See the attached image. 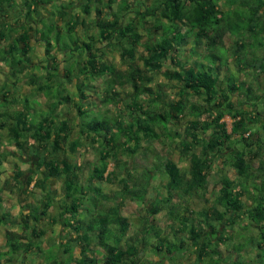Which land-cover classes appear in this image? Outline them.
<instances>
[{"label": "trees", "instance_id": "1", "mask_svg": "<svg viewBox=\"0 0 264 264\" xmlns=\"http://www.w3.org/2000/svg\"><path fill=\"white\" fill-rule=\"evenodd\" d=\"M115 4L118 5L117 10L113 9ZM16 5L15 0H0V15L6 17V14L13 13L15 18L18 16L15 25H19L23 30V34L19 33L13 38L12 35L17 34V29L6 24L0 26V41L10 39L7 48L0 49V65H5L13 77L22 74L24 69L32 65H29L31 62L27 58L30 40L27 31L32 28L30 23L25 22V18L30 17L32 13H38L40 9L46 10L49 5L56 7L54 0H20L19 6ZM59 7L60 9L56 7L55 13H50V17L54 18L56 14L59 17L67 15L65 26L68 32H74L78 24L72 21L71 14L75 9H79L83 15L94 11L97 19L94 24L98 38L88 36V41L82 43L87 59L77 64L79 75L74 77L76 80H82L76 85V93L71 95L78 101L84 100V83L97 77H106L107 88L101 104H114L116 107L120 105L121 100L118 98L119 94L113 90L117 87L118 90L131 89L132 102L126 106L127 111L131 109L129 120L124 127L120 116L111 120L104 116L106 112L100 114L104 117L101 120H96L99 115L84 117L87 111H84L80 103H70L72 98L66 91V95L63 94L60 101L55 103L49 87L59 82L65 89L66 78L73 77L71 73L74 72L66 69L61 75L64 81L52 80L50 72L56 71L57 76L60 75L59 65L53 55L56 50L57 53L67 51L69 46L65 44L62 50L54 48L50 40L55 30L53 22H50L45 30H34V34L39 35L38 41L44 45L47 62L46 66L41 65V68H47L44 74L45 83L39 82L35 87V92H41L45 99V109L36 113L34 108L27 106V98H19L17 95L8 97L5 86L0 88V130L7 129L9 141L15 146L16 161L27 167L23 171L16 162L12 180L20 186V192L32 195V202L24 204L18 218L14 220L1 212V194L4 189L0 181V227L5 229L6 247V251H0V264H14L19 258L25 259L30 254L41 258L43 264L66 263L57 253H50V248L42 250L41 243L37 241L46 234L42 223L44 219H48L51 225H62L72 234L75 233L74 239L68 240L73 243L72 246L64 240L56 245V249L61 250L62 254L71 253L67 264H163L165 260H174L177 247L166 250L165 255L156 261L141 259V254L149 247H152L155 253L164 248V242L160 240L162 233L154 228L159 226L155 217L164 211L168 202L164 198L155 197L150 201L148 208L144 207L147 196L144 194L146 187L150 185L153 170L160 166L162 174L168 177V194L172 191H183L187 196L196 194L205 200V187L211 166L209 156L222 155L226 157L224 162L235 171L236 182L227 177L220 179V188L215 199L216 208L210 206L200 214V218L204 217V224L195 225L192 219L179 213L177 205L173 204L166 212L167 225L175 228L174 236L187 233L190 246L195 249L194 260L200 261V264H225L219 248L225 243L228 247H233L238 254L246 245L254 244L256 250H262L264 257V90L262 91L258 84V77L260 74L264 75V0H151L149 5L143 0H76L74 5L69 2ZM105 13L110 19L99 18ZM130 14L133 16L125 19ZM50 17L46 19L51 20ZM38 22L45 27L44 18L38 19ZM59 30L55 35L60 34ZM141 31L147 36L144 42ZM226 35L233 38L231 55L235 60V67L245 79L237 80L235 75L230 73L225 85L220 86L218 70L228 68L229 60L224 41ZM56 41L58 42V38ZM112 41L117 43L120 58L126 62L128 70H115L103 60L102 54H99L100 50L96 45L103 43L108 46ZM202 43L204 53L194 66H187L177 60L178 51L183 44H191L194 48ZM139 48L141 52L138 53ZM169 58L180 70L162 73L168 81H176L179 84V97L175 101L163 103L161 96L156 95L144 107L140 97L153 95L152 90L146 86L152 82L148 74L160 70ZM44 62L43 60L41 63ZM34 77L36 75L30 78L29 82H35ZM234 93L239 97L236 105L230 99ZM189 95L197 96L203 102H189ZM18 104L21 105L20 108L15 107ZM243 104L250 106L248 113ZM73 106L80 118L78 134L74 138L69 122L60 118V109ZM172 114L175 117H183L186 114L192 117L184 128V136L186 140L190 139V144L201 148L203 158L194 163L192 169L187 172L181 171L169 159L161 160L156 157L157 161H153L151 167L142 172L146 174V182L140 188L136 185L137 178L133 182L127 181L129 172L126 179L121 178L122 196L142 204L144 212L139 215L145 233L138 245L122 249L131 224L129 218L121 214V208L117 204L102 209L97 203L93 209H85L87 217L84 221L82 201L87 191L81 187L75 173L79 171L80 166L71 163L69 156L82 145L85 136L93 133L91 135L100 139L98 141L102 148L99 153L100 165L93 166L89 186L92 182H101L108 175H113V172H110L105 176L107 157L112 156L117 167L123 163L116 156L120 148L126 146V154L133 156L138 152L142 138L152 141L165 139L170 134L168 124H172ZM225 115L233 119L231 134L227 133L225 124L221 122ZM258 126L259 129L255 133ZM156 128L160 131H156ZM251 128H254L253 133L262 136L251 140ZM99 131L103 133L98 134ZM174 134L176 136L178 133ZM93 136L91 142L97 141ZM130 143L132 146H129ZM181 143L182 147L188 146L187 142ZM41 149L43 153L40 152ZM7 153L1 151L0 140V163L7 157ZM12 154L14 155V152ZM29 156L35 160L34 165L27 160ZM251 159L257 160L256 167L251 166ZM125 164L124 162L122 165ZM36 174L41 177L36 179L33 190H29L33 175ZM52 180L60 182L61 199L57 198L58 192L51 187ZM199 190H203V193L197 194ZM253 190L258 193L257 198L250 197L254 195ZM93 192L97 193V187ZM244 193L250 197V201L256 202L254 207L248 206L242 200ZM55 204L58 205L57 216H49V210ZM79 216L82 218L79 219ZM206 220L210 223L206 224ZM241 221L233 231L234 234L228 233V228ZM214 222H220L218 228H215ZM16 226L19 232L12 230ZM251 229L255 233L258 231L259 239L255 243L252 241L253 235L250 237L243 233H248ZM152 234L155 237L154 244L149 242ZM248 237L250 241H245ZM232 240H237L239 248L232 244ZM76 244L84 246L83 255L79 260H74L72 256ZM183 244L181 241L178 248H182ZM92 245L100 250L99 254ZM246 263L248 262L235 260L230 264Z\"/></svg>", "mask_w": 264, "mask_h": 264}, {"label": "rangeland", "instance_id": "2", "mask_svg": "<svg viewBox=\"0 0 264 264\" xmlns=\"http://www.w3.org/2000/svg\"><path fill=\"white\" fill-rule=\"evenodd\" d=\"M145 3H149L151 0H143ZM71 3L72 5L76 4V0H54V3L58 9H60V5ZM19 6V5H17ZM56 7L53 5H49L46 7V10L40 9L38 13H32L30 17L25 18V22L30 23V26L32 29H29L27 33L30 35L29 40V52L27 54L28 60L31 62L26 69H24V72L22 74H17L16 77L11 76L9 70L5 65H0V88L5 86L6 90L8 91L6 95L8 97L17 95L19 98H27L29 100V103H27L28 107L34 108L33 111L36 113H41L43 109H45V99L43 98L42 93L35 92V87L40 82L45 83V76L47 68H41V61H45L43 64H47L45 52H44V46L41 41H38L39 35L34 34V30L37 28L39 30L46 29L47 26L50 25V22L54 23V32L51 34L50 40L52 41V44L55 49H63L64 45H68L69 48L67 51L61 53L58 50H56L53 55L56 57L55 61L59 65V74L57 76L56 71L50 72L52 75V80H63L62 76L64 73V70L70 69L72 72H74V75L78 74V68L77 64L82 63L84 61V49L82 47V43L87 40L88 36H94L95 38H98L97 35V29L94 24L95 19V12L92 11L88 15L81 14L79 9H75V11H78L80 13V20H83L85 23V26H77L74 32H68L67 26L63 27L64 25V17H59L57 14L56 16L50 17L51 12H56ZM118 5H113V9L117 10ZM24 8V7H21ZM222 8H224L222 6ZM105 12V11H104ZM7 16L0 15V26L1 24H6L9 26L14 27L17 29V34H13L12 37L15 38L18 36V34H23V30L19 28V25L16 26L15 18L16 15L13 13L6 14ZM133 16V14H130L125 17L130 18ZM52 18L51 20H47L48 18ZM19 18H21L19 16ZM18 18V19H19ZM44 18L45 19V27L38 22V19ZM47 18V19H46ZM101 18V16H100ZM110 19L109 16L106 15V13L103 15L101 19ZM23 21V18H21ZM36 22V23H35ZM58 24L60 25V29H57ZM149 25V24H148ZM59 27V26H58ZM86 27V28H85ZM85 28V29H84ZM60 34L55 35L56 32ZM142 32V31H141ZM78 34V36H77ZM84 34V36L81 37V35ZM143 34V41L147 39V36L145 32H142ZM58 38V42L56 39ZM10 41V39H7ZM9 41H0V49H6ZM225 41V49H226V55L229 57L228 59V65L224 68H221L218 70V83H220V86H224L226 81L228 80V76L230 73L235 75V78L237 80L243 79L242 73H239L238 69L235 67V60L231 53L233 52V38L230 37V35H226L224 37ZM113 43L111 45L106 46L103 43H100L96 45V48H98L99 54H102L103 60L107 62L108 64L112 65L115 70H128L126 62L120 58V49L117 45V43H114L115 41H112ZM193 44V42H192ZM114 45V46H112ZM183 47H181L180 51H178L177 54V60L180 61L182 64H186L187 66H194L195 62L197 60H200V55L204 53L203 50V43L198 45L197 47L192 48L191 44H183ZM74 48H77L74 50ZM194 49L193 51L190 50ZM69 49L71 51H69ZM97 49V50H98ZM101 52V53H100ZM141 52V48L138 49V53ZM264 52V51H262ZM66 53V54H65ZM84 53V54H83ZM64 54V55H63ZM66 55V56H65ZM71 59V60H63V59ZM169 58L163 65L162 68L156 72L148 74L149 77L152 78V82L146 84L147 88H150L153 92V95H144L140 97L141 104L146 107L148 105V101L151 100V98H155L156 95L161 96V99L163 103H169L170 101L177 100L178 96V87L179 84L176 81H168V78L163 75L162 72L164 71H173V70H180V68L176 67L174 63L171 62ZM69 62V63H68ZM75 64L73 65V63ZM51 62H49V66H51ZM35 66H37L35 68ZM32 67V68H31ZM34 67V68H33ZM43 67V66H42ZM35 82H29L30 78L35 76ZM39 78V79H38ZM248 79H251L250 77H247ZM260 80L261 90H264V75L260 74L258 77ZM106 77H97L94 80L87 81L84 83L82 92H85V98L84 100L78 101L74 95H71V93H76V85L79 84L80 79L76 80L74 78H69L65 80L64 85L65 89L62 87V84L59 82H55L54 86L49 87L50 91L52 92V95L54 96V102L57 103L60 101V97L64 94L66 95V92L69 96H71L72 101L70 103H77L81 104V106L84 108V111L86 112V116L84 117H91L93 115L98 116L96 120H101L104 117H102L100 114L103 112L104 116H106L108 119H113L115 117H121L122 118V126H126L127 122L129 120V111L126 109V106H129V104L132 102V90L129 88L118 90V87L115 88L113 91L117 92L118 98L121 100L120 105L114 106L113 105H104L101 104V100L103 99V96L105 95V90L107 88V84L105 82ZM245 79V78H244ZM14 81L16 83H14ZM64 81V80H63ZM61 85V86H60ZM64 89V91H63ZM66 91V92H65ZM188 101L192 103H202L200 98L195 97L194 95H189ZM231 101L233 103L239 101V97L234 93L230 97ZM235 101V102H234ZM21 105H16L15 107L20 108ZM206 105H204V109H206ZM203 109V108H201ZM60 112L62 113L60 115V118L66 120L69 122L70 127H72V134L73 138L77 136L78 134V124L80 121V118L78 116V113L76 112L74 106L69 108H62L60 109ZM29 113V111H28ZM31 115V114H30ZM35 113L33 112V116ZM32 117V116H31ZM173 117V121L171 120L172 124H168L169 128V136H167L165 139H161L159 141H152L147 138H142L141 142L139 144L138 152H136L133 156H128L125 152V147L120 148L119 151H117V158L123 162L126 163L125 165L115 166L116 162L114 161V158L112 156L107 157V169L105 172V176L107 173H112L113 175H108L107 178H105L101 182H92L91 186H89V180L92 176L93 166L99 167V153L102 148V144L100 143V139H98L96 136H93L90 133L88 136H85L82 141V145L76 148V152L71 154L69 156V161L71 163H76L79 167V171H75L77 175V179L79 180V183L81 184V187L87 191V193L84 194V200L82 201L84 203V213H82V216L84 218V221L86 220L87 213L85 209L91 210L97 203H99L100 208L106 209L109 207H112L113 205L117 204L121 208V214L130 220V228L128 233L125 236L124 244L122 246V249L127 248L130 245H136L139 240H142L145 233L144 230L141 227V219L139 214H143L144 210L142 209V204L136 201H132L126 196H122L121 190H122V184H121V178L126 179V174L129 172V182H133L136 178L138 180V183L136 185L137 188L143 187L144 183L146 182V174L142 173L145 168H150L151 164H153V161H157L156 157H160V159H169L171 160L181 171H187L189 172L192 169V165L196 162L201 161L203 158V153L201 151V148L198 147V145L190 144V139L185 138L184 136V128L192 117L188 116L187 114L183 117H175L174 114L171 115ZM175 117V118H174ZM35 118V117H34ZM84 120V119H83ZM91 121V118L88 119ZM87 120V121H88ZM222 123L226 125V128L228 132L231 130V126L233 123V120L229 118L228 116L223 117L221 120ZM115 131V127L113 128ZM160 131V129L156 128V131ZM258 130H255V133ZM103 132H98V134H101ZM174 133H178L176 136ZM253 133L250 136L251 140H254L256 136ZM103 135V134H102ZM201 135V134H200ZM95 137L97 138V141L91 142V138ZM202 136H204L202 134ZM184 139V140H183ZM0 140H1V151L3 153H7V157L4 159L2 163H0V181L3 185V193L2 196V202H1V212H4L8 214L9 216L13 217L14 220L18 218V215L21 213L22 206L28 202H32V195L29 193H22L20 192V186L12 180V177L15 173V164L16 162V156H15V146L12 145L9 141V133L7 129L0 130ZM187 142L188 146L182 147L181 142ZM34 144V143H32ZM129 146H132L131 143ZM229 146V145H228ZM14 152V155L12 154ZM41 153H43V150H40ZM69 155V154H67ZM225 157V156H224ZM222 156H209V161L211 162L210 169L208 171V177H207V185L205 187V200L202 196H198L196 194L187 196L184 194L183 191H172L170 194H168V187L166 185L168 177L166 175L162 174L161 167L158 166L157 169L153 170V176L150 180L149 187H146V192L144 194L146 196L145 200V206L146 208L149 207L150 201H153L155 197L158 198H164L168 203L164 206V211L160 212L161 214L157 215L155 217V221L158 222L159 226H155L154 229L159 230L161 234L160 240L164 242V248L162 251H157L156 253L152 249V247L145 250L142 255V260L144 261H156L158 258L165 255L166 250H169L170 248L174 247L176 248V258L174 260H165L163 264H177L178 262L181 264H200V261L194 260V254L195 249L194 247L190 246V241L187 238V233H179L176 236H174V230L175 228L169 227L166 222V212L173 204L177 205L178 212L188 216L189 219H192L194 221L195 225L198 224H204V217L202 216L200 218V214L204 213L210 206H214L216 208L215 199L218 196V190L220 188L219 181L222 177H227L230 180H233L236 182V174L233 168H231L227 163H225V158ZM27 160L31 161V164H35V160L32 156H29ZM250 161V160H249ZM19 166H21L22 170L25 171L27 167L19 163ZM251 166L256 167L257 160L251 159L250 161ZM35 169V168H34ZM33 170V169H32ZM142 173V174H141ZM40 174L33 175V181L30 183L29 190H33L32 186L34 185L37 178H40ZM51 187L53 190H56L58 192L57 198L61 199L62 195L60 194V182L58 180H52L51 181ZM94 185V186H93ZM97 187V193L93 192L95 191V188ZM149 189V190H148ZM28 190V189H26ZM238 190V189H237ZM148 191V192H147ZM203 193V190H199L197 194ZM253 196H250L252 198H257L258 193L253 190ZM141 195H143V190L141 192ZM242 200L246 202V204L250 207H254L256 205V202L250 201V197H248L247 194H243ZM105 199V200H104ZM70 201L68 200L67 203ZM95 204V205H94ZM58 213V205L55 204L52 209L49 210V216H57ZM81 219L82 217H78ZM45 220V221H44ZM42 222L44 228L46 229V234L41 238L37 239L38 242L41 243L42 250H46L50 248V253L55 255L56 253L60 255L63 262L66 261L65 264L68 262L69 254H62V251L59 249H56V245L60 242L68 241L70 239H74L73 234L69 230H66L62 225H51L50 221L48 219H44ZM206 224L210 223L209 220H206ZM241 222H237L234 225H232L230 228H228V233H233L234 230H236V226L239 225ZM215 228H218L220 225V222H214L213 223ZM12 230H17L18 226H16ZM227 230V229H226ZM232 230V231H231ZM249 232H243L246 234V236H254L252 239L253 243H255L259 238L257 232L255 233L254 230H248ZM4 232L5 229L3 227H0V251L4 252L6 251V247L4 246ZM255 234V235H254ZM152 239H150L149 242L155 243L153 239L155 238L152 234ZM234 236V235H233ZM245 238V241H250L249 238ZM78 236L75 237L77 239ZM237 239V236L235 237ZM64 240V241H62ZM181 241L184 243L182 248H178L181 245ZM236 241V242H235ZM232 240V244L234 243L235 246L238 247L237 240ZM69 242V241H68ZM71 246L73 243L69 242ZM231 244V242H230ZM138 245V244H137ZM75 246V245H74ZM77 246V244H76ZM93 249L96 253H100V250L95 248L94 245H92ZM220 252L222 253L223 259L225 264H230L232 261H247L246 264H264V257H262V250H256L255 245L251 243L246 245L240 250V254H238L236 251H234L233 247L227 246L226 243L219 246ZM235 248V249H236ZM75 249V254L78 253V247H73ZM73 252V251H72ZM33 254L28 255L25 259L19 258L17 261L14 262V264H42L41 258L37 256H32ZM140 255V254H139ZM34 257V259H33ZM34 260V261H33Z\"/></svg>", "mask_w": 264, "mask_h": 264}, {"label": "crops", "instance_id": "3", "mask_svg": "<svg viewBox=\"0 0 264 264\" xmlns=\"http://www.w3.org/2000/svg\"><path fill=\"white\" fill-rule=\"evenodd\" d=\"M15 3L17 4V5H19L20 4V0H15ZM151 3V1L149 2V3H146L147 5H149ZM16 5V6H17ZM81 12V11H80ZM82 14V13H81ZM71 16H72V21H76L78 24L75 26V28H74V30L73 31H75V29H77L78 27L77 26H85V23H84V21L83 20H80L79 18V16H80V13L78 12V11H75V13H73V14H71ZM103 17V14L101 15V18ZM99 18H100V16H99ZM68 19V16L66 15V16H64V25H62L63 27H65V23H66V20ZM109 19V18H108ZM95 20H97L96 19V17H95V19L93 20V21H95ZM59 26V27H58ZM58 26H57V28L58 29H60V25L58 24ZM77 27V28H76ZM86 28V27H85ZM84 28V29H85ZM77 36H78V34H77ZM82 36H84V34H82L81 35V37ZM144 42V41H143ZM43 44V43H42ZM98 45V44H97ZM44 46V45H43ZM112 46H114V45H112ZM30 50V49H29ZM70 51V50H69ZM56 53V52H55ZM66 54V53H65ZM64 55V54H63ZM66 56V55H65ZM84 56H85V58H84V61L87 59V56H86V54H84ZM64 61L65 60H71L70 58L69 59H63ZM42 62V61H41ZM69 63V62H68ZM41 65H42V63H41ZM73 72H75V71H73ZM76 73V72H75ZM72 75H73V77H71V78H74L75 79V77H74V74L73 73H71ZM243 76V75H242ZM243 79H244V76H243ZM260 82V80H259V78H258V84H260L259 83ZM261 86V85H260ZM261 88V87H260ZM76 90V89H75ZM235 102V101H234ZM235 105L237 104V102H235L234 103ZM243 108H244V110L248 113L249 111H250V106L249 105H244L243 104ZM225 116H228V115H225ZM224 116V117H225ZM229 117V116H228ZM230 118V117H229ZM223 119V118H222ZM221 119V120H222ZM233 120V119H232ZM225 127H226V125H225ZM231 128H232V126H231ZM256 129L258 130L259 129V126L258 127H256ZM226 131H227V133L228 134H231V130H230V132H228V130H227V128H226ZM251 131H252V133H253V131H254V128H251ZM248 134H245V136H247ZM256 137L257 136H262V134H254ZM74 247H78V253H77V255L75 254V249H73V252H72V256H73V258H74V260H79V259H81V257H82V255H83V253H82V249H83V247L84 246H81L80 244H77V246L75 245ZM33 256V255H32ZM33 259H34V257H33ZM34 261V260H33ZM41 261H42V264H43V260L41 259Z\"/></svg>", "mask_w": 264, "mask_h": 264}]
</instances>
